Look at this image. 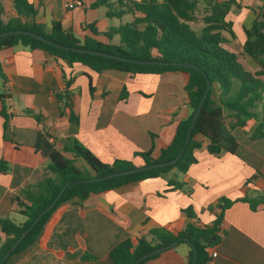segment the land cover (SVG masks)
<instances>
[{
    "label": "crops",
    "instance_id": "crops-1",
    "mask_svg": "<svg viewBox=\"0 0 264 264\" xmlns=\"http://www.w3.org/2000/svg\"><path fill=\"white\" fill-rule=\"evenodd\" d=\"M29 1L36 9L35 22L45 31H50L52 20H59L65 31H71L80 40L92 37L108 42L104 36L94 35L89 24L103 32L131 19L130 15L120 19L106 17L103 7L90 6L95 0ZM237 1L248 6L228 15L230 20L231 14L236 15L233 17L239 27L237 31L231 20L236 37L228 48L237 43L239 53L245 38L243 28L249 27L259 0L245 4ZM0 9L3 21L14 15L11 0H0ZM113 19L117 20L116 24ZM112 41L116 42L117 36ZM240 56L247 61L249 70H257L248 56ZM63 74L66 78L73 77L70 89L74 91L77 123L69 121L68 108L60 111L51 93L52 82L59 89L64 87ZM187 79L188 74L183 71L130 74L106 69L97 73L80 63L69 66L41 49L23 45L1 48L0 94L6 96V112L11 116L4 125L0 115V161L6 165V170L0 173V217L22 222L24 218L17 213L12 198L21 187L45 175L48 159L34 148L39 132L47 131L48 140L56 147L64 138L73 136L102 162L125 159L140 165L142 160L133 155L134 151L151 149L152 156L157 157L171 142L177 123L188 116V96L184 90ZM90 80L94 87L92 94ZM123 88L126 97L119 99ZM217 95L218 87L213 83L211 98L216 100ZM25 110L41 114V121L25 114ZM229 113L224 110V114ZM255 126L256 122L250 121L244 128H233L238 147L232 154H209L205 149L206 139L198 136L202 146L194 151L196 162L185 173L170 170L163 175L183 182L182 189L165 192L166 180L152 177L90 194L81 202L82 207L76 203L78 199L64 203L46 241L40 243L39 237L23 253L11 256L6 264L16 261L18 264H112L108 252L125 238L136 240L156 227L170 231L183 229L190 221L184 208L191 207L195 213L191 221L202 226L213 220L210 206L219 212L216 205L221 197L260 198L264 194V137L250 138ZM66 155L73 157L70 153ZM220 228L226 233L207 249L209 255L216 253L207 264H264V203L259 202L251 209L248 202H234L224 211ZM3 238L0 232V244ZM182 244L161 251L145 264H184L188 246ZM83 247L97 258L81 260Z\"/></svg>",
    "mask_w": 264,
    "mask_h": 264
},
{
    "label": "trees",
    "instance_id": "trees-1",
    "mask_svg": "<svg viewBox=\"0 0 264 264\" xmlns=\"http://www.w3.org/2000/svg\"><path fill=\"white\" fill-rule=\"evenodd\" d=\"M259 1V5L253 10L254 17L249 27L243 28L245 38L241 44V52L235 53L228 48L229 42L236 37L233 22L228 15L242 7L248 8L237 0H95L90 6L103 7L108 18L120 19L124 15L131 16L129 21L103 32H98L94 24H89L94 35L100 34L108 39V42L92 37L80 40L71 31H65L59 20H52L50 31L47 32L42 25L35 22L36 9L32 2L11 0L14 15L6 21L0 18V33L9 30H28L65 46L82 47L160 63L139 64L68 51L20 34L0 37V49L15 45L41 49L69 66L80 63L97 73L106 69H116L130 74L183 71L188 74L184 90L188 96L190 111L186 118L177 123L171 142L161 149L157 157L152 156L151 149L134 151L133 155L142 160L140 165L125 159H114L111 163L102 162L73 136L64 138L61 145L56 147L48 140L50 136L47 131L39 132L35 138L34 148L48 159L46 172L42 179L21 187L12 198L17 213L24 218L22 222H16L8 216L0 217V232L4 236L0 244V262L15 239L37 214L51 203L66 182L70 183L55 205L38 219L3 264H6L11 256L23 253L39 237L40 243H44L63 210L62 205L66 202L78 199L76 203L82 207L81 202L90 194H99L152 177L164 178L163 175L170 170L185 173L189 166L196 162L194 151L202 146V139L207 141L205 149L209 154L214 156L222 153L232 154L238 147L232 133L233 128L236 126L244 128L250 121L256 122L250 138L264 137V0ZM22 17H25V20H22ZM195 24L198 25L197 28L194 27ZM114 36H117L116 42L112 41ZM240 55L248 56L257 65V70L251 71L246 68L240 60ZM62 78L64 87L59 89L55 82H52L51 93L57 100L60 111L68 108L69 121L77 123L78 118L73 111L74 91L70 89L73 77L66 78L63 74ZM206 78L210 81L208 94L190 131L189 141L176 162L101 181L86 183L82 181L173 159L184 144L189 124L204 92ZM213 83L218 87L216 100L211 98ZM93 90L90 80V94ZM75 91L78 93V90ZM5 97L4 94H0V115L4 118V125L11 116L6 112ZM125 97L126 90L123 88L119 99ZM224 110L230 113L226 115ZM24 113L32 115L38 122L42 119L39 113L30 110H25ZM198 136L202 139H198ZM66 153L73 157H68ZM81 160L82 163L78 165L77 161ZM5 170V162L0 161V173ZM164 179L168 186L165 192L184 187L183 182L174 178ZM236 201L248 202L250 208L255 209L259 202L264 203V194L258 199L252 196L233 200L221 197L216 205L219 212H214L213 206H210L209 210L214 215L213 220L210 224L202 226L191 221L195 216L192 208H184L183 212L190 221L183 229L170 231L165 227L152 228L136 240L125 238L118 242L109 250L108 256L112 264H133L139 256L177 241V244L184 243L188 246L184 264H192L193 259L194 264H207L210 259L207 249L226 233L220 228L224 211ZM182 237L185 240L181 239ZM212 237L215 239L209 242ZM158 255L159 253L152 254L138 264H145ZM80 258L90 260L97 257L83 247ZM18 263L16 261V264Z\"/></svg>",
    "mask_w": 264,
    "mask_h": 264
},
{
    "label": "water",
    "instance_id": "water-1",
    "mask_svg": "<svg viewBox=\"0 0 264 264\" xmlns=\"http://www.w3.org/2000/svg\"><path fill=\"white\" fill-rule=\"evenodd\" d=\"M14 34H20V35H28L31 36L33 38H36L46 44L52 45L54 47L57 48H61L64 50H68V51H73V52H80V53H87V54H92V55H97V56H102V57H106V58H111V59H117V60H121V61H129L132 63H139V64H159L160 62H156V61H151V60H138V59H132V58H126L123 56H119V55H115V54H110V53H105V52H101L98 50H93V49H87V48H82V47H70V46H65V45H61L57 42L51 41L50 39L41 36L37 33L28 31V30H9L6 32H2L0 33V37L6 36V35H14ZM210 88V81L208 78H206V86L204 89V92L200 98V101L194 111L193 117L191 119V122L189 124V128L184 140V144L181 148V150L179 151V153L171 160L169 161H165V162H160V163H154V164H150V165H144V166H136V168L133 169H128V170H121L118 172H113V173H109L107 175L104 176H97V177H91V178H87V179H83V182H95V181H101V180H105L107 178H111L114 176H122V175H127V174H131V173H135L139 170H145V169H151V168H157V167H163V166H167V165H171L174 162H176L180 156L182 155L188 141L190 138V131L194 125V122L199 114V111L204 103V100L208 94ZM70 182H66L62 185V187L60 188V190L58 191V193L56 194V196L54 197V199L51 201V203L49 205H47L43 210H41L37 216L32 220V222L27 226V228L15 239V241L12 243V245L10 246V248L6 251V253L3 255L2 260L0 262V264H3L4 261L8 258V256L10 255V253L12 252V250L20 243V241L25 237V235L28 233V231H30L32 229V227L37 223L38 219L43 216L46 212H48L57 202V200L60 198L61 194L63 193V191L65 190V188L69 185ZM181 239L185 240L184 237H182ZM215 238L212 237V239L209 241L211 242L212 240H214ZM175 244H177V241L172 242L171 244L164 246V247H160V248H156L154 250H151L141 256H139L138 258H136V260L133 262V264H138L140 261H142L143 259H145L146 257L155 254V253H160L161 251L171 248L173 247ZM195 261L193 259L192 264H194Z\"/></svg>",
    "mask_w": 264,
    "mask_h": 264
},
{
    "label": "rangeland",
    "instance_id": "rangeland-1",
    "mask_svg": "<svg viewBox=\"0 0 264 264\" xmlns=\"http://www.w3.org/2000/svg\"><path fill=\"white\" fill-rule=\"evenodd\" d=\"M240 1H242V3H251V1L252 0H240ZM257 3H260V1H258ZM235 14H231V20H233V22H234V27L237 29V31L239 30V27H238V24H237V22H238V20H236L233 16H234ZM236 16V15H235ZM233 17V18H232ZM116 22H117V20L116 19H113V24H116ZM116 26V25H115ZM197 24H195L194 25V27H196L197 28ZM199 28V27H198ZM241 31V30H240ZM240 33V32H239ZM242 33V32H241ZM236 45H237V43H232V44H230V50L231 51H233V52H235V53H237L236 52ZM240 60H241V62L247 67V68H249V65L247 64V61L243 58V57H241L240 56ZM80 163H82V160L79 162V161H77V164L78 165H80ZM184 244V243H183ZM180 245V246H186V245Z\"/></svg>",
    "mask_w": 264,
    "mask_h": 264
},
{
    "label": "built area",
    "instance_id": "built-area-1",
    "mask_svg": "<svg viewBox=\"0 0 264 264\" xmlns=\"http://www.w3.org/2000/svg\"><path fill=\"white\" fill-rule=\"evenodd\" d=\"M73 4H69V7H72ZM216 255V253H211L210 256L214 257Z\"/></svg>",
    "mask_w": 264,
    "mask_h": 264
}]
</instances>
